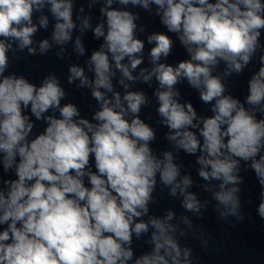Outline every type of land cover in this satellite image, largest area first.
Wrapping results in <instances>:
<instances>
[{
	"label": "clouds",
	"instance_id": "1",
	"mask_svg": "<svg viewBox=\"0 0 264 264\" xmlns=\"http://www.w3.org/2000/svg\"><path fill=\"white\" fill-rule=\"evenodd\" d=\"M98 3L87 0L89 13ZM45 5L55 22L51 42L42 39L39 52L59 45L56 55L63 59V46L73 41L77 28L74 0H0V264H193L192 250L177 238L184 231L171 223L175 213L149 214L157 175L169 195L179 193L181 207L198 219L211 201L202 203L189 191L194 181L181 174L172 150L154 152L157 133L140 115L149 99L144 91L128 90L125 81L142 79L151 86L155 78L165 138L174 149L195 156L218 218L245 219L243 167L259 186L256 214L264 220V0H103L95 26L81 3L74 51L85 54L86 30L103 40L87 61L91 77L84 66L71 65L68 83L79 80L78 87L90 89L99 105L91 120L76 104L61 105L66 92L56 75L37 85L8 71L12 42L36 54L33 14ZM128 5L149 13L155 5L167 29L147 35L150 71L140 68L145 40L136 35L139 13ZM48 24V17L40 16L39 26ZM173 37L187 52L175 66L166 62ZM254 60L255 71L249 67ZM221 62L223 72L214 74ZM137 68L138 76L133 75ZM245 69L251 74L241 98L229 91L225 78L243 76ZM183 81L211 106V115L198 117L191 100L181 102L176 86ZM40 123L42 130L34 132ZM181 219L206 246L208 234L187 216ZM137 244L149 250L138 253Z\"/></svg>",
	"mask_w": 264,
	"mask_h": 264
}]
</instances>
